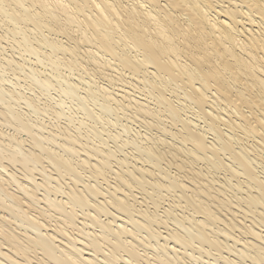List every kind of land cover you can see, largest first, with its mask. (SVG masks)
Returning <instances> with one entry per match:
<instances>
[{"label": "bare ground", "instance_id": "1", "mask_svg": "<svg viewBox=\"0 0 264 264\" xmlns=\"http://www.w3.org/2000/svg\"><path fill=\"white\" fill-rule=\"evenodd\" d=\"M0 264H264V0H0Z\"/></svg>", "mask_w": 264, "mask_h": 264}, {"label": "rangeland", "instance_id": "2", "mask_svg": "<svg viewBox=\"0 0 264 264\" xmlns=\"http://www.w3.org/2000/svg\"><path fill=\"white\" fill-rule=\"evenodd\" d=\"M60 122H63V121H60ZM61 124V123H60ZM62 125V124H61Z\"/></svg>", "mask_w": 264, "mask_h": 264}]
</instances>
